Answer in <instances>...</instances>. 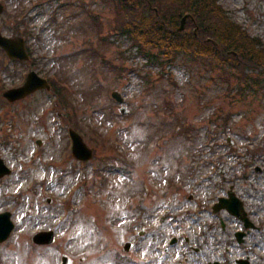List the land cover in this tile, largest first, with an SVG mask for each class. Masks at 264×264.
<instances>
[{
    "label": "rangeland",
    "instance_id": "obj_1",
    "mask_svg": "<svg viewBox=\"0 0 264 264\" xmlns=\"http://www.w3.org/2000/svg\"><path fill=\"white\" fill-rule=\"evenodd\" d=\"M218 2L264 45V0ZM0 3V33L26 32L34 59L0 77V97L29 70L60 74L77 90L71 99L79 104L77 131L93 150L87 162L72 159V112L51 93L0 100V157L12 170L0 179V211L14 223L0 243V264H59L62 254L70 264H234L249 251L251 264H264L260 233L231 247L215 229L205 253L190 256L177 238L183 231L198 245L197 227L184 214L208 210L231 185L264 226V69L248 66L242 82L210 59L141 52L113 30L107 0ZM185 23L183 31L191 32ZM49 229L52 244L31 242L33 233ZM171 237L177 242L169 244Z\"/></svg>",
    "mask_w": 264,
    "mask_h": 264
},
{
    "label": "trees",
    "instance_id": "obj_2",
    "mask_svg": "<svg viewBox=\"0 0 264 264\" xmlns=\"http://www.w3.org/2000/svg\"><path fill=\"white\" fill-rule=\"evenodd\" d=\"M114 5L113 30L125 34L144 52L145 47L164 53L170 59L184 56L190 59L209 58L219 67H228L245 82L248 65L264 68V46L251 37L218 3V0H107ZM151 8L156 9L157 15ZM190 14L188 25L193 32H176L179 19ZM210 39L212 42H202ZM231 51L236 55H224ZM9 61L0 50V72L8 73Z\"/></svg>",
    "mask_w": 264,
    "mask_h": 264
},
{
    "label": "flooded vegetation",
    "instance_id": "obj_3",
    "mask_svg": "<svg viewBox=\"0 0 264 264\" xmlns=\"http://www.w3.org/2000/svg\"><path fill=\"white\" fill-rule=\"evenodd\" d=\"M232 186V185H231ZM233 188V186H232ZM228 193V189L226 191ZM192 197V195H190ZM245 207V205H244ZM208 210H196V211H187L184 216L186 218L192 219L193 224L197 227V233L194 234V240L195 238L198 239L200 242L198 245H191L192 242L188 240L186 236L182 237V241L185 246V249L187 251V254L190 256V250L194 253H205V248L211 245V239L213 238V231L216 229V231H219L222 233V243H229L231 244V247H240L244 244L245 239L252 233H260L262 240H264V230L262 229L264 226L258 223L256 219L252 218V213H248L246 211V216L249 219L250 223L252 224L251 228H246L244 224L237 219L236 217L229 215L225 211L217 212L213 215L212 209L207 208ZM209 214L214 217V220H212V217L209 218ZM188 216V217H187ZM232 220V222H230ZM179 225V224H177ZM230 225H236L234 228H231ZM185 228H188V225L185 223ZM218 226V228H216ZM199 228V229H198ZM236 231H241L244 235L242 236V242H237L236 240ZM228 234H231L228 236ZM177 242V241H176ZM175 242V243H176ZM245 250L249 251V248H243ZM164 251H167V248L163 249ZM189 256L184 257L183 259L189 258ZM239 261V262H238ZM234 264H251L252 261L250 260V251L248 253H244L242 257L234 258L233 259ZM188 264V263H183ZM190 264V263H189ZM191 264H193L191 262ZM205 264H222V262H218L215 260L214 262L211 260H206Z\"/></svg>",
    "mask_w": 264,
    "mask_h": 264
},
{
    "label": "water",
    "instance_id": "obj_4",
    "mask_svg": "<svg viewBox=\"0 0 264 264\" xmlns=\"http://www.w3.org/2000/svg\"><path fill=\"white\" fill-rule=\"evenodd\" d=\"M1 11V7H0ZM187 16L182 17L180 22L179 29L183 28L184 21ZM0 47L4 49L8 57L10 58H18V59H26V52L24 50V43L21 38H6L0 35ZM47 86L46 82L40 78H38L34 73H30L27 76L26 82L22 87L9 89L3 93V96L7 98L9 101H13L15 99L21 98L26 94L34 91L35 89L42 88ZM117 100H121L116 93L112 94ZM72 138V153L74 157L80 159H88L90 157V151L85 148L81 139L72 131L69 132ZM4 172L3 167L0 162V174ZM6 215H0V218H6ZM11 225L9 227L4 228L0 223V240H3L7 237L10 232ZM33 241L35 243H51L53 241L52 232H40L34 235ZM69 260L65 257H62V264H68Z\"/></svg>",
    "mask_w": 264,
    "mask_h": 264
}]
</instances>
